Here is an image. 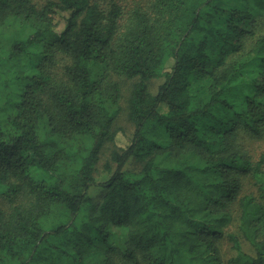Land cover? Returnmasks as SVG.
Masks as SVG:
<instances>
[{
    "label": "trees",
    "instance_id": "1",
    "mask_svg": "<svg viewBox=\"0 0 264 264\" xmlns=\"http://www.w3.org/2000/svg\"><path fill=\"white\" fill-rule=\"evenodd\" d=\"M142 1L0 0V264H264V0Z\"/></svg>",
    "mask_w": 264,
    "mask_h": 264
},
{
    "label": "rangeland",
    "instance_id": "2",
    "mask_svg": "<svg viewBox=\"0 0 264 264\" xmlns=\"http://www.w3.org/2000/svg\"><path fill=\"white\" fill-rule=\"evenodd\" d=\"M35 1L37 3H43L46 0H35ZM116 1L125 7L134 4V0H116ZM144 2H146V0L142 1V3H144ZM57 21H58L59 25L63 23V19L61 17H58ZM253 23L256 24L255 26H256L257 32H259V33L264 32V17L263 16L257 18ZM62 63H63V61L62 62L57 61V64H56L57 67L60 66ZM112 79L117 80L120 83V85L122 87V94H123L122 104H125L127 95L129 93V90H130L134 80L126 79V78L117 79L116 77H112ZM159 84H160V81H158L156 79L152 80L149 83L150 90L153 93H155ZM120 121H121V126H123L125 128V133H126L127 137L124 136L122 133H118L117 138H116V144L120 147H125L128 144V138H130V135L132 134V127L130 125L126 124L125 116H123ZM239 143H240V146L250 154V156L252 157V160L257 161L261 157L264 158V129L262 130L261 134L258 136H253V135H249V134L240 135ZM104 165H105V161H104V159H102V161L97 166V171L95 173L97 185L102 183L106 179H108L110 176V173H107V171H105ZM114 167H115V165L112 164L113 170H114ZM90 195L95 199L99 198L101 196L100 188H98V187L93 188L90 191ZM20 200L22 201V199H20ZM0 206L7 209V208H9L10 205H8L5 201L0 200ZM228 231L234 232V228L230 227ZM222 254H223V257L225 259H228V257H230L231 255L234 254L231 250V244L228 241L223 242Z\"/></svg>",
    "mask_w": 264,
    "mask_h": 264
}]
</instances>
